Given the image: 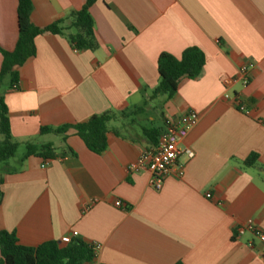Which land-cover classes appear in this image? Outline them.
<instances>
[{
  "label": "crops",
  "instance_id": "0c3cea01",
  "mask_svg": "<svg viewBox=\"0 0 264 264\" xmlns=\"http://www.w3.org/2000/svg\"><path fill=\"white\" fill-rule=\"evenodd\" d=\"M32 2V23L44 28L87 0ZM17 8L18 0H0V48L10 52L18 40ZM90 13L96 51L74 50L67 36H39L18 89L6 94L14 140L25 149L50 145L58 157L9 161L0 229L27 247L49 241L63 247L80 238L99 247L94 264H264L257 239L234 237L250 221L264 231V0H98ZM192 47L205 54L202 75L183 80L172 100L149 101L160 55L180 59ZM249 64V84L227 90L246 106L242 113L224 98L223 80ZM110 111L123 115L110 124L101 155L74 130L40 134L42 127L81 124ZM190 113L198 123L156 191L148 171H128L155 145L144 129L161 134ZM252 155L256 165L246 166Z\"/></svg>",
  "mask_w": 264,
  "mask_h": 264
},
{
  "label": "trees",
  "instance_id": "16d2710c",
  "mask_svg": "<svg viewBox=\"0 0 264 264\" xmlns=\"http://www.w3.org/2000/svg\"><path fill=\"white\" fill-rule=\"evenodd\" d=\"M98 0H87L79 11L74 12L66 20H58L50 26L40 28L32 23L34 10L32 0H18V40L13 51L0 48L2 64L0 69V205L3 201L2 185L4 178L2 170L14 159L20 148L12 136L10 115L6 104V94L15 91L20 80V69L36 56V39L44 34L67 36L72 48L78 52L96 51L99 43L96 38L94 20L90 10ZM72 33L67 34V32ZM206 57L204 52L192 47L187 49L180 59L163 53L158 59L160 76L158 86L152 90L149 101L159 97L172 100L183 80H196L204 70ZM146 105V104H145ZM139 111H144L140 108ZM119 114L113 111L96 115L87 122L61 127H42L43 136L54 135L65 137L69 130L84 142L94 154L101 155L108 149V133L110 124ZM145 136L156 144L160 131L155 128H145ZM36 156L43 159L58 157L52 146L27 144L24 160ZM258 156L252 155L246 161V166H254ZM94 247L80 238H73L66 246H60L56 241L45 242L37 247H27L19 243L15 232L0 229V264H94ZM182 264V263H178Z\"/></svg>",
  "mask_w": 264,
  "mask_h": 264
},
{
  "label": "built area",
  "instance_id": "2783aa9c",
  "mask_svg": "<svg viewBox=\"0 0 264 264\" xmlns=\"http://www.w3.org/2000/svg\"><path fill=\"white\" fill-rule=\"evenodd\" d=\"M253 69V64L243 66L235 77H228L223 80V85L226 89L224 98L232 100L238 111L242 113H247L246 106L238 97L233 96L227 90L236 84L247 86ZM14 89L17 90L18 86H15ZM198 119L199 117L196 113H190L175 120L160 134L157 143L143 151L139 158L129 166L128 171L130 173L148 171L150 174V187L156 191H160L163 188L166 177L176 168L177 160L182 155V141L197 125ZM188 157L190 159L193 158L194 153H189ZM182 169L180 167V174H182ZM206 197L211 199L212 196L207 194ZM116 206L121 207L122 204L116 202ZM246 234H251L264 246V231L257 228L251 221L238 226L234 230V237H243ZM249 246H253L252 242H249ZM93 247L96 260L99 247Z\"/></svg>",
  "mask_w": 264,
  "mask_h": 264
},
{
  "label": "rangeland",
  "instance_id": "374dc122",
  "mask_svg": "<svg viewBox=\"0 0 264 264\" xmlns=\"http://www.w3.org/2000/svg\"><path fill=\"white\" fill-rule=\"evenodd\" d=\"M51 138H55V137H51ZM0 140H1V138H0ZM25 154H26V149L24 147H20L18 152H17V155L15 157L16 158L15 160H18V159L24 157ZM12 160H14V159H12Z\"/></svg>",
  "mask_w": 264,
  "mask_h": 264
}]
</instances>
